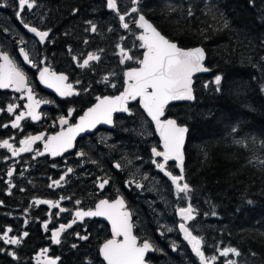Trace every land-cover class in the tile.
Listing matches in <instances>:
<instances>
[{
	"label": "flooded vegetation",
	"instance_id": "af4514ba",
	"mask_svg": "<svg viewBox=\"0 0 264 264\" xmlns=\"http://www.w3.org/2000/svg\"><path fill=\"white\" fill-rule=\"evenodd\" d=\"M60 2L61 0H45V3L41 4L37 0L39 7L31 11L26 9L22 14L23 19L31 26L42 31L51 30L49 38L44 44H40L39 38L23 28L17 20V0H0V3L7 5L0 7V50L8 51L26 73L35 98L51 101L41 104L37 109L40 113L39 120L26 118L21 121L20 128L14 129L11 122L20 111H26L23 105L28 103L27 97L21 99L22 93L11 88L0 89V108L5 109L0 112V141L7 139L15 148H19V141L28 136L44 137L31 145V152H21L17 156H12L10 151L0 148V235L8 228L12 229L9 236H21L25 231L29 233L19 246L5 244L0 240V253L9 258L12 256L10 253L15 252L18 257L15 258L17 264H38L37 257L41 250L48 248L46 255L59 257L57 264H105L99 254V248L107 239L112 238L111 224L105 218L85 217L83 221H77L72 228L61 233V243L58 245L51 242V232L61 224L71 223L76 210L94 209L101 199L111 202L122 196L128 210L133 213V234L140 242L145 238L149 239L159 249L146 254L147 264H199L198 258L181 239L178 227L181 220L176 211L178 207H186L189 202L195 209L196 207L191 194L190 201L177 199L171 181L151 163L152 147L155 146L158 150L161 148L152 126L138 107V101L129 102L131 115L114 113L112 125L98 124L93 129L79 133L73 142L74 146L61 155L52 156L45 151L47 138L59 133L62 127L66 131L70 125L78 123L88 108L97 103V96H116L123 91V73L129 68L138 67V64L135 59L120 64L117 45L129 50V54L135 58H142L144 50L136 40V36L141 32L134 25L136 13L125 17L130 31L120 26L116 13L107 10L106 0L100 9L81 11L83 23L80 22V15L72 17L73 19L65 16L54 21L57 15L61 14ZM117 3L123 13L120 0H117ZM129 5L133 7L131 0ZM50 6L56 8L52 9ZM69 20H76V23L70 25ZM89 20L97 25L96 33L85 31L89 27L86 21ZM110 28L112 31H109ZM21 38L25 41L24 44L18 43ZM85 40L88 43H84ZM20 47L29 51L30 58L38 64V68H33L23 61L19 54ZM101 49L103 51H100ZM91 52L99 54L100 61L91 62L89 68L78 67V63H82ZM73 56L78 59L74 61ZM41 60H44V63H39ZM43 67H50L57 74L68 76L67 82L80 94L61 97L55 89L41 83L39 69ZM104 76L109 77L108 83L101 82ZM111 84L116 87H111ZM85 89L87 91H84ZM10 103L20 105L15 113L9 114L6 111ZM69 109H74L72 116L68 118L69 123L61 126L59 118H67ZM4 124H8V127H3ZM80 152L85 155L80 156ZM122 157L132 161L123 171L113 167L118 161L122 165L126 163ZM155 159L159 161L162 158ZM68 168L73 171L61 181V186L49 187L52 181L59 180ZM10 169L13 170L11 177L7 175ZM168 170L179 174L174 162H169ZM132 173H136L135 179L145 185L143 189L134 185L126 187V181L133 178ZM106 175L112 179L104 189H100L98 178ZM145 175L149 177L147 180L143 179ZM9 183L14 185L11 194ZM62 196L71 198L60 201V206L68 209L62 213L46 204L33 203L35 199L55 202ZM77 200L80 204H76ZM195 216L196 219L188 222V226L194 235H198L197 210ZM45 222H48V231L43 228ZM168 227L174 230L167 232ZM161 232L164 235H161ZM76 233L87 235L89 238L80 240ZM172 242L178 245L175 251L171 247ZM74 244L75 248L72 247ZM218 249L222 250L207 246L206 243L203 246L206 256L218 257L215 264H225V257L219 256ZM43 260L44 257H40V261Z\"/></svg>",
	"mask_w": 264,
	"mask_h": 264
},
{
	"label": "trees",
	"instance_id": "16d2710c",
	"mask_svg": "<svg viewBox=\"0 0 264 264\" xmlns=\"http://www.w3.org/2000/svg\"><path fill=\"white\" fill-rule=\"evenodd\" d=\"M103 3L61 0V14L54 21L80 15L83 23L81 11L100 9ZM120 5L123 12L132 7L129 0H120ZM206 5L213 7L216 19L206 14ZM189 6L192 17L187 15ZM139 7L180 47L205 50L210 73L194 78L196 99L165 111L166 117L189 129L184 174L198 214V236L210 247L237 248L241 252L237 264H264V166L259 164L264 159V0H142ZM73 9L78 11L70 16ZM221 12L230 21L223 30ZM217 75L222 77L219 91L212 81ZM234 139H245L246 146ZM0 264L17 260L0 253Z\"/></svg>",
	"mask_w": 264,
	"mask_h": 264
},
{
	"label": "snow or ice",
	"instance_id": "6c2138e0",
	"mask_svg": "<svg viewBox=\"0 0 264 264\" xmlns=\"http://www.w3.org/2000/svg\"><path fill=\"white\" fill-rule=\"evenodd\" d=\"M133 7L130 11H124L121 13L118 7L117 0H106V6L109 10L116 13L119 18L120 26L130 31L129 23L126 22L125 17L130 16L132 13H136L138 18L134 20L137 28L141 29L139 35L136 36V40L140 42L139 47L144 49L142 58H135L129 54V50H126L121 45H117L119 48L120 64H125L126 61H132L138 64V67H132L126 70L124 75V89L116 96H97V103L88 108L83 116L79 118V122L75 125H70L65 131L61 128V131L54 136L48 137L45 142V151L49 152L52 156H59L63 152L72 148L73 142L79 133L88 131L95 128L98 124H113V114L117 112L132 114L129 108L130 101H138L140 106L146 112L147 116L151 118V121L155 124L156 132L159 134L160 141L163 150H158L157 147H152V161L151 163L158 169L164 176L168 177L171 184L174 186V191L177 199H185L190 201V194L192 188L189 183L185 181V166H184V145L186 134L189 129L187 126L177 123L176 119L165 118V110L169 104L174 101H193L196 99L193 88V76L196 73L208 72L209 68L205 67V50L202 47H194L185 49L180 47L176 42L167 38L158 27L150 22L143 14L139 5L142 0H131ZM6 4L0 3V7H5ZM39 7L37 0H17V11L15 13L17 20L23 25L28 32L35 34L39 38V43L44 44L49 38L50 29L46 31L39 30L37 27L31 26L23 19V13L27 9L28 11ZM170 11L175 12L178 9L174 6H169ZM78 9H73L75 14ZM212 13L213 19H216L213 7L206 5V14ZM187 15L192 17L194 15L193 8L191 6L187 9ZM219 19L222 21V28L219 30L227 29L230 27V21L225 14L221 12ZM89 25L85 31L92 33L97 32V25L92 21H86ZM109 31H112L110 28ZM206 31V30H202ZM123 39V37L121 38ZM19 44H24L25 41L21 38L18 41ZM84 43H88L87 40ZM100 51H103L101 49ZM71 52V48H69ZM19 54L23 58V61L31 65L33 68H38V64L30 58L29 51H26L24 47L19 48ZM72 59L76 61L78 57L73 56ZM101 56L95 52L87 54V58L78 63V67L81 69L89 68L91 62L100 61ZM264 60V57H261ZM39 63H44L41 60ZM114 75V74H113ZM40 82L45 84L48 88H53L61 97H68L73 95H79L73 85L68 83V76L63 73L57 74L52 71L50 67H43L39 69ZM109 77L104 76L101 82L108 83ZM222 77L220 75L215 76L214 83L217 85V91L220 90ZM79 83V81H77ZM111 87L115 88V84H111ZM207 87V85H205ZM13 89L15 92L22 93L21 99L24 96L27 97L28 103L23 105L26 111H20L15 115V119L11 122V127L16 129L21 127V121L26 118H30L33 121L40 119V113L37 109L41 104L51 103L48 100H38L35 98L33 89L29 86L28 76L18 66L17 61L10 55L8 51L0 50V89ZM84 91H87L85 89ZM264 91V86H262ZM20 105L10 103L7 105L6 111L9 114L15 113L16 109ZM5 109L0 108V112ZM74 109H69L67 118L61 116L59 123L61 126L69 123L68 118L72 116ZM8 127V124L2 125ZM232 132H236V128L232 129ZM43 135L40 136H28L25 139L19 141L21 147L15 148L9 140L4 139L0 141V148L7 149L11 152L12 156H17L21 152H31V145L37 140H43ZM247 139V138H245ZM245 139H234L233 143L241 146H246ZM253 143L255 138H252ZM261 146L264 147V141L261 142ZM43 155V153H38ZM80 156H84V152L79 153ZM155 158H162L157 160ZM126 162L124 165L121 162H116L113 167L117 170L123 171L128 164L132 161L127 157H122ZM139 159V157H137ZM169 161L175 162V167L179 169V174H173L168 170ZM96 163V161H92ZM249 163H253L252 160ZM259 164L264 166V159H259ZM55 166V165H54ZM73 171L72 168H68L67 172L60 177L59 180H53L49 187L61 186V181L65 180L68 173ZM7 175L11 177L13 170H9ZM133 178L126 181V187L135 186L138 189H143L144 184L135 179L136 173L131 174ZM149 177L145 175L143 179L147 180ZM112 177L105 176L98 178V187L104 189L109 184ZM14 187L9 183V194H11V188ZM64 199H71L70 197H60L59 201L41 200L35 199L33 203L35 205L46 204L50 208L59 209V212L68 211V209L60 206V201ZM2 203V202H0ZM249 204L252 201H248ZM76 204H80L77 200ZM181 223L178 225L179 231L183 233V238L191 246V251L198 258L199 264H215L218 257L216 255L206 256L203 250L205 244L204 238L198 235H194L190 230L188 222L196 219V209L189 202L186 207H178L176 209ZM59 213H57L58 215ZM207 215V214H205ZM212 215H216L215 212ZM133 213L128 210L124 198L121 196L114 201L107 199H101L94 209L83 210L78 209L74 213V218L71 223L67 225L61 224L58 229L51 232V242L53 244L61 243V233L66 229L72 228L73 224L77 221H83L85 217H103L111 224L112 238L107 239L99 248V254L103 258L106 264H147L145 257L146 254L151 251H158L149 239L145 238L142 242L138 241V237L133 234L134 224L132 222ZM27 224V220L25 221ZM45 231H48V222L43 224ZM172 227L166 228L167 232H172ZM12 232L11 228H8L3 235H0V240H3L5 244L9 245H21L23 239L29 235L27 231L23 232L21 236H9ZM80 240H87V235H80L76 233ZM161 235H164L161 232ZM122 238V239H121ZM76 247V245H72ZM172 249L175 251L178 245L175 242L171 244ZM49 249L44 248L41 250L37 257L38 264H57L59 257L52 258L46 254ZM220 257H228L229 254L234 256H240L241 252L234 247H225L223 250H219ZM13 258H17L15 252L10 253ZM252 255H256L252 253ZM40 257H44L41 262ZM225 264H237L233 259H227Z\"/></svg>",
	"mask_w": 264,
	"mask_h": 264
},
{
	"label": "water",
	"instance_id": "95a60500",
	"mask_svg": "<svg viewBox=\"0 0 264 264\" xmlns=\"http://www.w3.org/2000/svg\"><path fill=\"white\" fill-rule=\"evenodd\" d=\"M106 8H107V6H106ZM107 10H109L108 8H107ZM109 11H111V10H109ZM138 18V16L136 17V19ZM134 25H135V23H134ZM136 26V25H135ZM137 27V26H136ZM140 31H142L141 29H140ZM32 35H33V33H31ZM194 47H200V46H194ZM194 47H191V48H194ZM185 49H189V48H185ZM144 51V50H143ZM142 55H143V53H142ZM23 59V58H22ZM205 60H206V55H205ZM205 60H204V65H205ZM205 67H206V65H205ZM210 73V70L208 71V72H201V73H196L194 76H193V85H194V78H196V77H199V76H206V75H208ZM124 89V88H123ZM262 98H263V103H264V91L262 92ZM191 102H193V101H174V102H172V103H170L169 104V106L170 105H173V104H183V103H191ZM138 107H139V109H140V111L142 112V114H143V116L146 118V120L150 123V125L152 126V129H153V131H154V134H155V136L157 137V139H158V141H159V147L161 148V150H163L162 149V144H161V141H160V137H159V134L156 132V129H155V124L151 121V118L150 117H148L147 116V114H146V112H144V110H143V108L140 106V104H139V102H138ZM185 140H186V138H185ZM169 162H174V161H169ZM175 163V162H174ZM177 170H178V172H179V169L178 168H176ZM181 239L183 240V242L191 249V246L187 243V241H185L184 240V238H183V233H181ZM193 253V252H192ZM193 255L195 256V254L193 253ZM102 258V257H101ZM103 259V258H102ZM105 264H106V262H104Z\"/></svg>",
	"mask_w": 264,
	"mask_h": 264
},
{
	"label": "rangeland",
	"instance_id": "374dc122",
	"mask_svg": "<svg viewBox=\"0 0 264 264\" xmlns=\"http://www.w3.org/2000/svg\"><path fill=\"white\" fill-rule=\"evenodd\" d=\"M0 19H1V16H0ZM212 81H214V80H212ZM227 259H233V260H235V261L237 262V256H234V255H232V254H229L228 257H225V258H224L225 261H226Z\"/></svg>",
	"mask_w": 264,
	"mask_h": 264
},
{
	"label": "bare ground",
	"instance_id": "6f19581e",
	"mask_svg": "<svg viewBox=\"0 0 264 264\" xmlns=\"http://www.w3.org/2000/svg\"><path fill=\"white\" fill-rule=\"evenodd\" d=\"M169 118V117H168Z\"/></svg>",
	"mask_w": 264,
	"mask_h": 264
}]
</instances>
